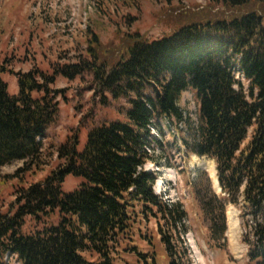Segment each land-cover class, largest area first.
<instances>
[{"label": "trees", "instance_id": "16d2710c", "mask_svg": "<svg viewBox=\"0 0 264 264\" xmlns=\"http://www.w3.org/2000/svg\"><path fill=\"white\" fill-rule=\"evenodd\" d=\"M223 2L231 14L181 18L158 39L137 32L106 46L89 32L86 56L52 73L0 65V166L24 161L19 173L40 163L44 138L60 119L64 91L52 86L58 75L88 79L103 106L111 98L127 103L125 120L71 131L57 148L59 164L17 189L7 210L0 209V264H118L123 253L137 254L129 241L138 207L156 219L169 263L187 258L191 264L186 207L157 193L159 172L147 168L159 165L156 145H162L164 124L184 134L185 152L216 163L222 195L207 172L192 183L210 242L227 246V209L236 205L249 264H264V8L251 0ZM6 71L17 76L16 95L2 76ZM189 89L199 99L198 125L181 106ZM70 175L81 182L66 191ZM28 219L42 226L27 232ZM140 255L138 263L158 264L155 249L151 257Z\"/></svg>", "mask_w": 264, "mask_h": 264}, {"label": "rangeland", "instance_id": "374dc122", "mask_svg": "<svg viewBox=\"0 0 264 264\" xmlns=\"http://www.w3.org/2000/svg\"><path fill=\"white\" fill-rule=\"evenodd\" d=\"M251 3L264 8V0H251ZM223 11L233 12L227 9L223 0H0V65L15 71L38 67L52 73L58 65L74 63L79 56H86L89 32H96L106 46L117 45L128 34L137 32L153 40L171 34L180 25L181 18L199 14L212 16ZM2 76L9 84V91L16 82L18 84L17 76L11 71ZM236 76L247 86L239 73ZM52 86L64 91V97H59L60 119L44 138V152L39 164L21 173L19 169L25 166L24 161L0 166V209L7 210L16 199L17 189L44 179L59 164L57 148L71 131L80 125L89 127L126 119V101L111 98L109 104L103 106L100 96L88 87V79L70 80L58 75ZM181 106L198 125L200 104L195 90L189 89L183 94ZM181 127L186 129L184 125ZM86 133V130L82 133L84 140ZM183 135L164 124V133L159 136L162 145H156L159 165L149 163L147 168L159 172L156 191L167 199L183 202L186 207L190 231L185 238L192 254L191 264H249V248L242 237L240 207L228 206L227 246L219 248L210 242V231L194 196L192 183L199 173L207 172L215 192L222 195L216 166L208 157L185 152L180 141ZM80 182V178L70 175L64 189L73 191ZM135 219L133 239L128 240H131L130 245L137 247V254L123 253V260L117 261L118 264H146L137 262L142 260L140 254L151 257L154 249L158 264H170L160 243L156 219L144 217L140 207ZM230 219L235 225L234 233H230ZM52 221L57 219L48 223ZM41 226L28 219L24 230L28 232ZM149 239L155 242V247ZM12 263L17 264L16 260ZM179 264H189L188 259L180 260Z\"/></svg>", "mask_w": 264, "mask_h": 264}, {"label": "crops", "instance_id": "0c3cea01", "mask_svg": "<svg viewBox=\"0 0 264 264\" xmlns=\"http://www.w3.org/2000/svg\"><path fill=\"white\" fill-rule=\"evenodd\" d=\"M19 92V87L16 82V85H14L13 90L10 91L11 94L16 95Z\"/></svg>", "mask_w": 264, "mask_h": 264}, {"label": "bare ground", "instance_id": "6f19581e", "mask_svg": "<svg viewBox=\"0 0 264 264\" xmlns=\"http://www.w3.org/2000/svg\"><path fill=\"white\" fill-rule=\"evenodd\" d=\"M229 224H230V233H234L235 232V228H234V223L232 222V219H230V222H229ZM237 230V229H236Z\"/></svg>", "mask_w": 264, "mask_h": 264}, {"label": "water", "instance_id": "95a60500", "mask_svg": "<svg viewBox=\"0 0 264 264\" xmlns=\"http://www.w3.org/2000/svg\"><path fill=\"white\" fill-rule=\"evenodd\" d=\"M218 183H219V181H218Z\"/></svg>", "mask_w": 264, "mask_h": 264}]
</instances>
